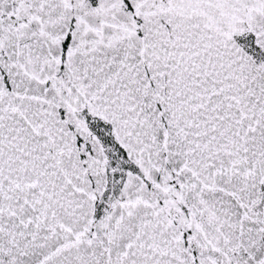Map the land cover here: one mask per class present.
<instances>
[{"label":"snow or ice","instance_id":"obj_1","mask_svg":"<svg viewBox=\"0 0 264 264\" xmlns=\"http://www.w3.org/2000/svg\"><path fill=\"white\" fill-rule=\"evenodd\" d=\"M0 264H264V0H0Z\"/></svg>","mask_w":264,"mask_h":264}]
</instances>
